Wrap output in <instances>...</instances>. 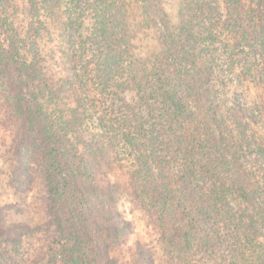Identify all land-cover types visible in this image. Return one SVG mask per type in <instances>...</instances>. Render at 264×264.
I'll return each mask as SVG.
<instances>
[{
	"label": "trees",
	"instance_id": "trees-1",
	"mask_svg": "<svg viewBox=\"0 0 264 264\" xmlns=\"http://www.w3.org/2000/svg\"><path fill=\"white\" fill-rule=\"evenodd\" d=\"M233 77L264 86V0H0L8 184L43 186L40 214L0 187V264H264V138ZM121 200L157 248L128 245Z\"/></svg>",
	"mask_w": 264,
	"mask_h": 264
},
{
	"label": "rangeland",
	"instance_id": "rangeland-1",
	"mask_svg": "<svg viewBox=\"0 0 264 264\" xmlns=\"http://www.w3.org/2000/svg\"><path fill=\"white\" fill-rule=\"evenodd\" d=\"M135 8V7H134ZM134 10V9H133ZM137 12H134V20L139 21ZM228 97L236 99L242 104L244 108H248L255 115V123L252 127L258 137L264 138V108L259 110L256 105H264V86L255 85L247 81L246 79L234 78L228 87ZM251 124V123H250ZM8 141L9 136L0 127V187L3 189V196L13 199L18 198L24 203L28 204L27 212L33 214H40V195L43 193V186L39 181L33 186L32 189L24 191L23 193H16L8 184V175L11 169V163L8 153ZM121 207L125 211L126 216L132 221L133 235L130 236L128 245H130L137 235H140L145 241H150L157 248L155 228L149 219L147 213L130 204L127 200H121ZM160 257V254H157Z\"/></svg>",
	"mask_w": 264,
	"mask_h": 264
}]
</instances>
